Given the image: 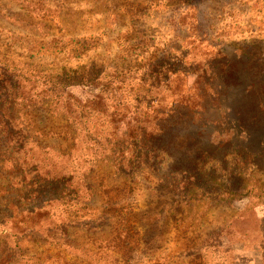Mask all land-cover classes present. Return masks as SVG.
I'll use <instances>...</instances> for the list:
<instances>
[{
	"label": "rangeland",
	"instance_id": "374dc122",
	"mask_svg": "<svg viewBox=\"0 0 264 264\" xmlns=\"http://www.w3.org/2000/svg\"><path fill=\"white\" fill-rule=\"evenodd\" d=\"M130 4L141 12L124 10ZM192 7L200 27L195 36L189 27ZM47 13L45 19L37 16ZM74 40H85L86 60L105 70V81L114 69L132 71L119 96L108 97L102 114L88 112L84 124L77 125L49 113L41 104L44 87L35 80L40 73L57 76L63 69H77ZM201 41L216 50L198 47ZM236 46L248 47L250 58H262L264 0L195 5L177 0H0V62L7 61L16 74V97L31 102L18 99L4 109L7 116L0 112V264H264V201L249 191L264 185V164L258 155L248 159L235 150L244 142L206 132L211 141L205 142L222 148L202 174L227 177L215 185L218 192L213 183L205 184L209 190L204 195L186 189L176 175L183 158L146 164L112 123L127 119L121 110L144 109L143 103L133 105L131 97L145 99V65L189 73L198 60L206 71L217 50L234 62ZM169 90L174 98L182 96L178 86ZM258 142L251 150L258 149ZM63 178L71 179L75 190L65 188ZM191 196L198 199L180 201ZM53 199L60 205L27 222L15 219L20 226L7 221L10 204L34 212ZM26 227L31 230L21 231Z\"/></svg>",
	"mask_w": 264,
	"mask_h": 264
},
{
	"label": "trees",
	"instance_id": "16d2710c",
	"mask_svg": "<svg viewBox=\"0 0 264 264\" xmlns=\"http://www.w3.org/2000/svg\"><path fill=\"white\" fill-rule=\"evenodd\" d=\"M177 1L185 5H195L206 0ZM126 9L130 10L132 15L138 14L142 10L134 4L126 6L124 10ZM191 10L194 13L190 15L192 23L189 22V27L190 33L195 36L200 30L198 17L196 18L198 13L197 9L193 7ZM227 12L231 15L235 13L231 10ZM37 16L39 19H45L49 15L47 13ZM186 16L187 14L180 18L181 25H185ZM201 43L204 42L201 41L198 47L206 46L207 49L216 50L210 45ZM72 44L74 53H78L80 62L77 69L68 71L63 69L57 76H53L49 72L40 73V76L35 80H38L44 87L42 89L44 100L42 99L41 104L45 103L49 113L55 117L61 115L67 121L77 125L82 122L84 124L83 120L86 121L85 116L88 112L98 111V114H102L101 111L107 109L108 97L119 96V92H122V88L130 80L127 77L132 71L130 69L127 71L114 69L111 79L105 81L108 77L105 75V70L102 67L96 70L90 59L86 60L90 52L85 50L88 48L85 40L79 42L74 40ZM235 48L238 54L234 52V62L228 61V57L222 54V51L217 50V53H214L211 58L212 61L207 64L206 71L200 70L201 62L198 60L193 63L194 65L188 67L189 73H185L183 70L168 71V66H159V63L154 67L149 65L148 69L145 65L142 68V72L147 70L142 75L144 85L148 86L147 91L142 93L145 99H138L135 94L131 97L133 105L143 103L144 109L142 108L140 111L136 106L133 111L121 110L128 115L127 119L125 121L118 119L112 122L115 124L113 126L115 133L118 132V128H121L122 137L119 138L131 142L133 150L136 151L134 156L141 158L146 164L155 163L163 157L183 158V164L175 169L176 175L185 181L186 189H197L203 194L209 190V187L205 188V184L213 183L214 190L215 185L218 184L217 187H219L227 177V175H223L221 178H216L207 172L202 174L203 168L209 163L208 161L218 159L220 155L218 150L222 148L221 144L217 148H212L213 144L205 142L211 138L206 133L208 130L217 138L226 134L229 141L244 142L246 147H239L235 150H238L240 155H246L245 157L248 159L255 155L251 158L254 159L258 155L261 159L259 163L264 164V52H262V58L257 59L253 55L250 58L251 50H248V47L236 46ZM84 60L86 61L83 63ZM12 72L13 69L10 70L9 63L2 60L0 62V112L4 116H7L6 114L9 112L8 110L5 113L4 109H8L10 105L14 106V101L19 99L15 94L17 86L13 83L16 74ZM191 77L193 78L192 85L190 84ZM180 80L184 81L186 88L184 84H179ZM130 83L132 84V81ZM171 86H178L182 96L174 98L175 92L169 90ZM10 88L13 92L12 96H10ZM163 88L164 91L161 90ZM165 97L172 98L169 104L163 103ZM19 101L28 105L31 103L25 99H19ZM117 109L112 110L115 117L119 116L120 110ZM2 121L3 119L0 118L1 124ZM257 139L259 141L258 149L253 151L251 144ZM231 149L233 150V147ZM224 156H226V152L223 154ZM230 176L228 175L229 178ZM60 181L64 182L65 188L69 191L75 190L72 187L71 179L63 178ZM257 184L249 191L253 194L254 199L264 201V185L257 186ZM244 187V190L248 189V186ZM214 192L218 191L214 190ZM197 199V196H191L189 199L180 198V201L187 202V200ZM23 201L28 202V200ZM46 203L44 209L42 207L34 212L25 211L26 209L20 203L17 206L10 204V216L7 217V221L14 224L13 227L20 226V223L15 222V219L24 217L27 222L37 212L47 210L53 204H59V200L53 199ZM119 211L122 212V210ZM27 229L31 230L26 227L21 231ZM109 243V241L104 242V244ZM16 245L17 243H15ZM17 249L20 251V248ZM21 252L23 254V251Z\"/></svg>",
	"mask_w": 264,
	"mask_h": 264
}]
</instances>
